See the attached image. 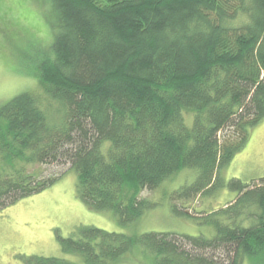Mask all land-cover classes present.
<instances>
[{
  "label": "trees",
  "instance_id": "1",
  "mask_svg": "<svg viewBox=\"0 0 264 264\" xmlns=\"http://www.w3.org/2000/svg\"><path fill=\"white\" fill-rule=\"evenodd\" d=\"M54 36L41 91L0 103V209L41 191L68 165L77 197L120 225L155 202L141 196L181 169L171 210L223 185L224 168L264 117V0H47ZM232 177L229 205L203 219L214 233L116 232L81 225L59 239L83 264H241L264 259V177ZM25 264H81L29 255ZM136 264V263H132Z\"/></svg>",
  "mask_w": 264,
  "mask_h": 264
},
{
  "label": "rangeland",
  "instance_id": "2",
  "mask_svg": "<svg viewBox=\"0 0 264 264\" xmlns=\"http://www.w3.org/2000/svg\"><path fill=\"white\" fill-rule=\"evenodd\" d=\"M47 0H0V103L29 90L40 92L39 66L54 36ZM29 168L43 175L62 172L54 183L0 209V264H25L29 255L62 257L83 264L77 253L64 252L60 238L68 237L81 225H94L108 231H173L211 236L214 229L203 219L217 208L225 207L236 196L226 183L232 177L257 185L264 177V117L249 130L243 148L220 170L218 185L183 201L173 200L192 216L177 215L171 210L169 193L194 179V171L181 169L172 178L152 190H143L155 202L137 220L120 225L110 211H96L76 195V172L68 165L36 164ZM137 253L121 260L122 264L143 263ZM241 264H264L259 257H246Z\"/></svg>",
  "mask_w": 264,
  "mask_h": 264
}]
</instances>
